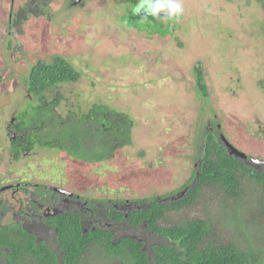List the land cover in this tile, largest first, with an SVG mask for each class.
Masks as SVG:
<instances>
[{"label":"rangeland","instance_id":"1","mask_svg":"<svg viewBox=\"0 0 264 264\" xmlns=\"http://www.w3.org/2000/svg\"><path fill=\"white\" fill-rule=\"evenodd\" d=\"M180 2L187 9L179 18L140 21L139 27L129 28L121 22L129 19L132 0H0L2 188L12 179L40 182L42 193L46 185L68 186L88 203L170 197L198 167L195 157L210 129L247 155L264 159V93L258 83L264 76L263 6L256 0ZM27 6L36 12L30 9L26 20L15 24L16 12ZM144 26L148 31L141 29ZM59 55L73 64L80 79L51 88L46 99L54 93L62 96L64 113L69 108L86 111L95 103L106 104L129 112L136 123L132 144L119 148L109 161L82 164L43 146H35L16 161L8 154L10 121L17 122L24 107L40 102L28 92L31 67ZM200 58L205 60L208 85L204 104L192 91L195 61ZM27 117L32 119L30 114ZM53 159L65 162L64 175L63 163ZM31 162L39 165L38 175L37 165ZM75 167L85 174L84 188L77 184L79 176L73 175ZM243 185L247 188L235 199L218 188L204 187L191 207L167 218L203 217L211 220L216 237L245 244L244 235H250L264 242L258 206L248 209L247 221L237 211L236 200L249 206L259 195L251 183L243 181ZM19 191L16 197L30 195ZM0 193L10 194L8 189ZM115 229L116 238L131 234L142 239L148 252L158 240L142 227ZM85 260L84 264H122L97 246L89 249Z\"/></svg>","mask_w":264,"mask_h":264},{"label":"trees","instance_id":"2","mask_svg":"<svg viewBox=\"0 0 264 264\" xmlns=\"http://www.w3.org/2000/svg\"><path fill=\"white\" fill-rule=\"evenodd\" d=\"M256 1L264 6V0ZM132 2L129 19L120 21L125 26L137 28L140 21L159 20L151 16L142 18V13L134 12L139 0ZM183 8L187 9L185 6ZM30 9L35 12L37 10L29 6L19 9L15 14V24L26 20ZM141 29L148 31L145 26ZM204 70L205 60L197 59L193 70L196 85L192 91L203 104L208 97ZM79 79L78 70L63 56H55L50 62L39 60L31 67L28 92L37 96L40 102L29 104L19 113V118L13 125L17 137L12 138L9 155H17L15 158H19L20 154L27 156L35 146H43L56 149L58 153L63 152L70 160L97 165L112 159L119 148L132 144L136 123L129 112L95 103L86 111L69 108L64 113L61 111L64 100L62 96L54 93L51 99H46V92L51 88L60 83H74ZM1 81L0 78V83ZM258 83L264 93V76ZM27 114H30L31 120ZM1 152H4V147L0 141V154ZM47 160L50 161L51 158ZM57 161L63 163L61 172L64 175L65 162ZM198 164V175L194 171L188 183L170 197L152 196L142 199L140 207L127 213L128 224L142 225L148 233L158 238L151 245V252L144 248L143 240L130 236L115 239L114 232L110 229L97 227L84 232L79 216L65 212L46 219V223L56 230L54 242L57 249L47 239L38 238V235L24 229L19 223L0 222V247L4 258L1 264H84L89 249L93 246H98L110 260L119 259L122 264H264V242L261 237L244 235L246 242L243 244L233 238L225 240L216 237L210 219L196 217L173 221L167 218L169 213L191 207L204 187L218 188L235 199L242 194L243 188H247L243 185V181H247L248 185L251 183L255 186V192L259 191V195L256 202L249 206L243 200H236L237 211L242 212L243 219L247 221L245 214L248 209L258 206L257 214L264 226L263 169L230 154L211 129L206 130ZM39 169L37 164V175ZM73 175L79 176L76 181L81 188L87 185L85 174L79 167L74 168ZM63 178L64 176L61 177ZM66 178L69 181L65 184L71 182ZM14 180L17 179L10 182H18ZM26 181L21 179L19 182ZM90 185L98 187L92 183ZM186 188V193L179 196ZM92 202L97 200L90 203ZM98 208L106 212L101 216L107 223H117L125 218V212L119 208Z\"/></svg>","mask_w":264,"mask_h":264},{"label":"flooded vegetation","instance_id":"3","mask_svg":"<svg viewBox=\"0 0 264 264\" xmlns=\"http://www.w3.org/2000/svg\"><path fill=\"white\" fill-rule=\"evenodd\" d=\"M14 120H11L9 123V132L12 133L10 145L12 144V138L16 139L17 134L13 129ZM10 149V147H9ZM2 153V152H1ZM1 155V154H0ZM11 160L16 161L20 158H15L17 155L10 153ZM32 164V163H31ZM1 165V164H0ZM37 165V164H35ZM22 183V184H21ZM9 190V195H2L0 193V222L6 223H19L24 229L33 232L38 235V238L48 239L51 235V238L54 240V233L56 230L52 229L47 223L46 219L48 216H59L68 212L69 214H76L79 216L82 230L85 232L89 229L93 230L97 227H106L114 225V222L107 223L102 221V213H106L98 207L105 206H113L115 208H119L120 210L128 211L129 207H140V205H131L128 206L122 201H118L116 203H112V201L108 200V205L104 203L92 202L88 203L87 201H82L80 199L79 194L74 195L68 189V186H61L53 191H48L49 188H52L46 185V192L42 193L39 189H42L40 186V182H9L7 184H3ZM32 185V186H31ZM28 188H33V190H29ZM3 190L2 186H0V191ZM19 190H23V192L30 193L29 197H16V194L20 193ZM7 192V191H6ZM12 203H19L18 206L15 207ZM99 209V212H98ZM9 216L12 218V221L5 220V218ZM127 215L125 218L120 221V226H127L128 228H134L129 225L127 220ZM118 227V226H117ZM123 236H131V234H125Z\"/></svg>","mask_w":264,"mask_h":264},{"label":"clouds","instance_id":"4","mask_svg":"<svg viewBox=\"0 0 264 264\" xmlns=\"http://www.w3.org/2000/svg\"><path fill=\"white\" fill-rule=\"evenodd\" d=\"M79 1H81V0H74V2H76V3L79 2ZM230 1L233 2L235 0H230ZM258 4L260 5V3H258ZM263 8H264V6H263ZM134 12H136L138 14H141L142 13V18H144V19H146L147 17L151 16L154 19L168 20V19H172V18H179L183 14L184 8H183V5L180 2V0H139V3L137 4L136 8L134 9ZM61 84H64V83H60V84L56 85L55 87H58ZM217 126H218V128H220V125L219 124H217ZM211 131L216 135V137L220 140V142L225 145V148L227 149V151H229V148L226 145V142L227 143H229V142L223 137V135L221 133L218 134L217 131H213V130H211ZM205 135H206V132H205ZM205 135H204V137H205ZM204 137L202 139H204ZM202 146H203V143H202ZM202 146H201V149H202ZM231 146H233L234 148H236L234 145H231ZM236 149L239 150L238 148H236ZM200 152H201V150L199 151V153ZM244 154H246V153H244ZM246 156H247V162L248 163L252 164L256 168L262 169V167L264 166V159H261V158H258V157H254V156H251V155H247V154H246ZM236 158L240 159L237 156H236ZM195 159H196L197 162H199V157L196 156ZM240 160H242V159H240ZM198 170H199V164H198V167L195 170L196 171V175H198V173H199ZM193 175H194V172H193ZM7 186L8 185H6V187L4 186V188H2V189H6ZM52 188H54V190H55V189H57L59 187H52ZM188 188H190V186ZM188 188H186L184 191H182L179 196H182V194H185ZM80 199L82 201H86V200H83L81 198V196H80ZM122 202H124L128 206H131V205H140L141 206L142 205V202H140V201L138 203H135V202H132V201H130L128 199H125ZM129 208L130 209L128 211H125V215H127V213L130 212L131 210H133L135 208H138V207L135 206V207H129ZM126 218L128 219V215H127ZM102 221L105 222L104 218H102ZM109 223H111V222H109ZM114 223H115V226H120V224H116V222H114ZM117 223H120V222H117ZM5 224H8V223H5ZM115 226L114 225H111V226H106V227H102L101 226V227L104 228V229H110V230H112L114 232V238L115 239L122 238L123 236L116 238V235H115V231H116ZM131 226H133V225H131ZM133 227L134 228H141V227L143 228L142 225L141 226H133ZM130 237H134V236L131 235ZM134 238H138V237H134ZM47 240H48V242H49V240H51L53 244H51L50 242H49V244L54 249H57V245L55 244L54 240L51 238V235L49 236V238ZM1 251H2V248L0 247V254H1Z\"/></svg>","mask_w":264,"mask_h":264},{"label":"water","instance_id":"5","mask_svg":"<svg viewBox=\"0 0 264 264\" xmlns=\"http://www.w3.org/2000/svg\"><path fill=\"white\" fill-rule=\"evenodd\" d=\"M227 147L229 148V153L232 155H235L237 157H239L240 159L244 160L247 162V156L246 154H244L243 152L237 150L236 148H234L233 146H231L229 143L226 142ZM248 163V162H247Z\"/></svg>","mask_w":264,"mask_h":264}]
</instances>
